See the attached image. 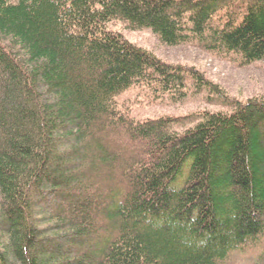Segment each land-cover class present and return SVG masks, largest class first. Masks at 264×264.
Returning a JSON list of instances; mask_svg holds the SVG:
<instances>
[{"label": "trees", "instance_id": "16d2710c", "mask_svg": "<svg viewBox=\"0 0 264 264\" xmlns=\"http://www.w3.org/2000/svg\"><path fill=\"white\" fill-rule=\"evenodd\" d=\"M112 21L264 61V0H0V264H264V92L130 120L115 97L134 86L218 87Z\"/></svg>", "mask_w": 264, "mask_h": 264}, {"label": "rangeland", "instance_id": "374dc122", "mask_svg": "<svg viewBox=\"0 0 264 264\" xmlns=\"http://www.w3.org/2000/svg\"><path fill=\"white\" fill-rule=\"evenodd\" d=\"M108 28L171 65H180L185 70L193 68L218 87V92L214 93L207 88L195 90L186 75V95L182 99L171 100L166 95L153 98L147 88L134 86L115 97L116 109L130 120L143 121L165 116L181 118L202 110H226L229 109L228 104L264 92V61L237 66L228 58L216 57L195 45L166 47L148 29H132L119 21L110 22ZM258 251L234 253L223 264H256L259 262L256 261Z\"/></svg>", "mask_w": 264, "mask_h": 264}]
</instances>
